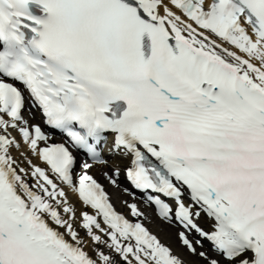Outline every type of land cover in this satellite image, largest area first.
<instances>
[{
	"label": "snow or ice",
	"instance_id": "1",
	"mask_svg": "<svg viewBox=\"0 0 264 264\" xmlns=\"http://www.w3.org/2000/svg\"><path fill=\"white\" fill-rule=\"evenodd\" d=\"M28 97L93 161L105 146L129 158L192 254L264 264V0H0V264H185L136 203L135 221L115 210L92 164L75 172ZM25 144L44 166L14 157Z\"/></svg>",
	"mask_w": 264,
	"mask_h": 264
},
{
	"label": "bare ground",
	"instance_id": "2",
	"mask_svg": "<svg viewBox=\"0 0 264 264\" xmlns=\"http://www.w3.org/2000/svg\"><path fill=\"white\" fill-rule=\"evenodd\" d=\"M13 155H14V157H16L21 162L22 166H25V167L28 166L26 157L32 159L34 163H38L37 157H33L30 154L29 149H28L27 146H24V147H22L19 150L13 149ZM118 162L119 161H114L113 164L117 167L118 166ZM100 169H105V173H107L108 175H112L113 174V172L112 173L109 172V170H108L109 167L108 166H106L104 168H100ZM89 174L92 175L95 179H97L100 176L99 173L96 170H94V169H92V171L89 172ZM107 178H108V176H107ZM117 184H118V186L122 185L119 179H117ZM123 199H124L125 202H127L126 205L128 206L129 210H130V208H129L130 204H132V203L138 204L137 203L138 200H136V199H134V198H132V197H130L128 195H123ZM72 204H74V206L78 209V213H77L78 216H79L80 212L85 211L84 210V208H86L85 206H79V205H76L75 203H72ZM90 213L94 214V212H90ZM143 217L150 224V225H148L146 222H144V225L148 229H151L153 231V233L156 234V236L161 240L162 243H164L167 246L171 247L173 252L175 254H177L182 260L185 261V264H207L206 260L202 259L201 257H199L197 255L192 254L186 248V246L183 245V243H180V241H179V239L177 237L176 229H174L173 227H170V226H166L167 227L166 231H163L160 228L152 225V223H150L148 221L149 218H146V217H148L147 215H143ZM143 217H141V219ZM134 219L136 220V217H134ZM198 222L200 223L201 227H203L205 230H211L212 225L214 223L212 218H208L207 215H206V218H205L204 214H202V217L200 218V220ZM77 229H78V231H80L81 235L84 234V230L82 229V227H80L79 222L77 223ZM196 247H197L198 251H206L210 256H216L217 255V253H215V255H213L214 251L212 252V251L208 250V248L206 246H204V245H203V247H199L198 245H196ZM204 247L207 248V249H205ZM208 251L212 252L213 254H210V252H208Z\"/></svg>",
	"mask_w": 264,
	"mask_h": 264
}]
</instances>
